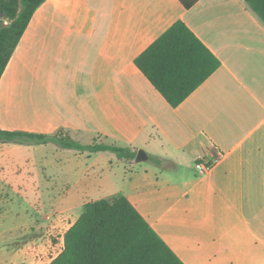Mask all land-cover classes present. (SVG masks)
I'll use <instances>...</instances> for the list:
<instances>
[{
  "label": "crops",
  "instance_id": "0c3cea01",
  "mask_svg": "<svg viewBox=\"0 0 264 264\" xmlns=\"http://www.w3.org/2000/svg\"><path fill=\"white\" fill-rule=\"evenodd\" d=\"M178 21L221 66L173 108L135 61ZM0 130L64 131L147 156L0 143V199L124 195L185 264H264V22L244 0H46L0 79ZM24 149L42 161H21ZM201 158L213 163L205 176ZM116 168L123 186L109 192ZM9 247L0 264L46 254Z\"/></svg>",
  "mask_w": 264,
  "mask_h": 264
},
{
  "label": "trees",
  "instance_id": "16d2710c",
  "mask_svg": "<svg viewBox=\"0 0 264 264\" xmlns=\"http://www.w3.org/2000/svg\"><path fill=\"white\" fill-rule=\"evenodd\" d=\"M46 0H0V79L36 10ZM264 22V0H244ZM189 9L198 0H181ZM5 21L8 24H5ZM173 107L180 106L221 66L220 61L182 22H176L135 61ZM55 143L79 152H111L135 160L130 148L83 145L68 133L47 136L0 130V143ZM214 155L216 152L213 150ZM49 264H185L137 208L124 196L87 204L64 235L61 253Z\"/></svg>",
  "mask_w": 264,
  "mask_h": 264
},
{
  "label": "rangeland",
  "instance_id": "374dc122",
  "mask_svg": "<svg viewBox=\"0 0 264 264\" xmlns=\"http://www.w3.org/2000/svg\"><path fill=\"white\" fill-rule=\"evenodd\" d=\"M18 158L34 163L42 161L38 154L26 149L18 153ZM100 158L116 162L117 156L104 153ZM121 171L117 168L111 172L106 171L110 176L109 192L117 191L123 186L120 179ZM12 195L0 199V244L16 248L23 243L36 242L46 248V254L40 264H49L61 253L65 233L91 202L90 199L78 201L67 199L58 193V189L50 194L49 199H38L34 194L27 198Z\"/></svg>",
  "mask_w": 264,
  "mask_h": 264
},
{
  "label": "built area",
  "instance_id": "2783aa9c",
  "mask_svg": "<svg viewBox=\"0 0 264 264\" xmlns=\"http://www.w3.org/2000/svg\"><path fill=\"white\" fill-rule=\"evenodd\" d=\"M5 24H8V22L5 21ZM196 169H197L199 175L205 176V175L209 174L212 171L213 163L208 161V160H206V159H204V158H201L196 163Z\"/></svg>",
  "mask_w": 264,
  "mask_h": 264
},
{
  "label": "water",
  "instance_id": "95a60500",
  "mask_svg": "<svg viewBox=\"0 0 264 264\" xmlns=\"http://www.w3.org/2000/svg\"><path fill=\"white\" fill-rule=\"evenodd\" d=\"M2 20V19H0ZM147 159V156L144 151L140 150L137 154L136 163L144 162Z\"/></svg>",
  "mask_w": 264,
  "mask_h": 264
}]
</instances>
